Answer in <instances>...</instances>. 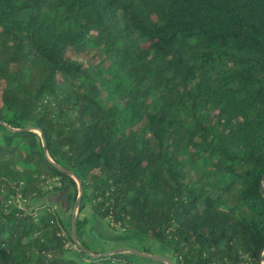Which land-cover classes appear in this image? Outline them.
I'll list each match as a JSON object with an SVG mask.
<instances>
[{"label": "trees", "instance_id": "obj_1", "mask_svg": "<svg viewBox=\"0 0 264 264\" xmlns=\"http://www.w3.org/2000/svg\"><path fill=\"white\" fill-rule=\"evenodd\" d=\"M47 177L174 264H264V0H0V264H137L12 203Z\"/></svg>", "mask_w": 264, "mask_h": 264}, {"label": "rangeland", "instance_id": "obj_2", "mask_svg": "<svg viewBox=\"0 0 264 264\" xmlns=\"http://www.w3.org/2000/svg\"><path fill=\"white\" fill-rule=\"evenodd\" d=\"M80 61L85 66L89 64L87 58H82L80 59ZM103 74H106V72H104ZM43 180H44V183H43L44 190L47 193L43 198L38 199V200L25 201V200H22L19 196H17L13 198L12 203L20 207L26 208L28 210L35 208L41 204H49L51 208L53 210H56V212L64 220L70 219L71 221V216H72V212L74 209V205H75V202L79 194L78 190H77V194H75V191L70 186L61 185L58 179L47 177V178H44ZM55 187L60 188V189L57 191H53ZM90 212H91V208H90V204L88 203V201L81 200L80 204L75 210V219L76 217H78L79 219L81 218L83 219L82 215L86 214L88 216V213L90 214ZM109 220L110 219H104L105 221L104 224H105L106 229L103 228L102 226L98 227L96 232L93 233L94 237L101 240L100 235L102 234V232H104L107 242L114 240V241H119V243H121L122 245H126L127 240H128L127 238L128 235L124 234V232H122V229L117 228V225L113 224L115 228V232H114V229H112L113 226L109 225ZM101 238L104 239L103 236ZM140 241H141L140 242L141 248L138 249L137 251L138 254L133 259L135 263L137 264H164L162 259L166 261H171L172 263H174L171 253L160 248L157 242L153 240H149V239L148 241L145 239L143 240L140 239ZM67 248L69 251L68 255H71V252L75 250L76 247L71 246L69 244L67 245ZM117 252L121 253L122 251H117ZM88 253L91 254L90 251H88ZM123 253L129 254V252H123ZM141 255L152 256V258L144 259L145 257ZM262 263L263 262H260L259 264H262Z\"/></svg>", "mask_w": 264, "mask_h": 264}, {"label": "crops", "instance_id": "obj_3", "mask_svg": "<svg viewBox=\"0 0 264 264\" xmlns=\"http://www.w3.org/2000/svg\"><path fill=\"white\" fill-rule=\"evenodd\" d=\"M82 217L86 219V226L84 229L85 234L83 236V239L92 250H94L96 252H103V253L111 252V251H122L121 253L129 252V253L137 256V254H138L137 251L139 248H141L140 247L141 241L139 238H133L131 236H129V237L127 236V238H128L127 244L122 245L121 243H119V241L111 240L110 242H107L105 234H104V232H102V234L100 235L101 240H99L96 237H94L93 233L96 232L97 228L100 226L105 228L104 219L100 220V218L93 215L92 212H90V214L88 213V216L85 214V215H82ZM93 229H94V231H93ZM102 236L104 239L101 238ZM123 250H125V251H123ZM128 250H132L133 252L132 251L130 252ZM145 256H147V255H145ZM146 258L147 257H145L144 259H146ZM162 261L164 262V264H168V262L166 260L162 259Z\"/></svg>", "mask_w": 264, "mask_h": 264}, {"label": "water", "instance_id": "obj_4", "mask_svg": "<svg viewBox=\"0 0 264 264\" xmlns=\"http://www.w3.org/2000/svg\"><path fill=\"white\" fill-rule=\"evenodd\" d=\"M27 130L34 131V132L36 131V132H38L39 135L41 136L40 131L37 130V129H34V128H27ZM41 138H42V136H41ZM42 147H43V152H44V154L47 156L46 147H45V142H44L43 139H42ZM67 174L70 175L71 177H73V174H72L71 172H67ZM77 183H78V192H79V194H78L77 200H76V202H75L74 209H73L72 216H71V233H72V240H73V242L76 243V244H77V240H76L75 227H74V222H75V210H76V208L78 207V205L80 204L81 199H82V195H83V189H82L81 186H80V182L77 181ZM128 251L131 252L132 250H128ZM85 252H86V254H89L88 251H85ZM132 252H133V251H132ZM118 253H119V252H117V251H111V252H105V253H103V254H101V255L107 256V255L118 254ZM141 256H143V257H147V258H152L151 256H145V255H141ZM167 262H168V264H173L171 261H167ZM262 264H263V263H262Z\"/></svg>", "mask_w": 264, "mask_h": 264}, {"label": "built area", "instance_id": "obj_5", "mask_svg": "<svg viewBox=\"0 0 264 264\" xmlns=\"http://www.w3.org/2000/svg\"><path fill=\"white\" fill-rule=\"evenodd\" d=\"M177 261H178L177 264H186L181 257H179ZM204 264H216V263H204Z\"/></svg>", "mask_w": 264, "mask_h": 264}]
</instances>
